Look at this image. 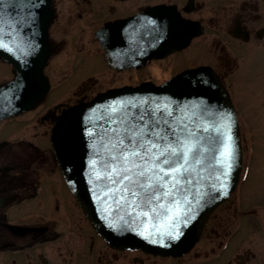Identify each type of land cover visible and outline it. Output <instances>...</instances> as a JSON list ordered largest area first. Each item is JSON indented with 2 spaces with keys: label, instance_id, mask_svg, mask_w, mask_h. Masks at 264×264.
Returning a JSON list of instances; mask_svg holds the SVG:
<instances>
[{
  "label": "flooded vegetation",
  "instance_id": "obj_1",
  "mask_svg": "<svg viewBox=\"0 0 264 264\" xmlns=\"http://www.w3.org/2000/svg\"><path fill=\"white\" fill-rule=\"evenodd\" d=\"M12 3L1 21L14 14V23L0 26V35L13 32L19 63L47 57L41 72L22 74L0 50V90L15 82L13 97L0 104L39 95L11 114L0 107V264H193L185 257L200 254L194 249L204 235L210 238L205 255L218 259L206 264H264V93L246 106L237 95L245 72L254 79L249 84H264V0ZM196 68L215 73L233 101L243 152L238 185L188 253L116 247L94 227L66 180L52 143L56 119L106 90L160 87ZM22 77L29 84H21Z\"/></svg>",
  "mask_w": 264,
  "mask_h": 264
},
{
  "label": "water",
  "instance_id": "obj_2",
  "mask_svg": "<svg viewBox=\"0 0 264 264\" xmlns=\"http://www.w3.org/2000/svg\"><path fill=\"white\" fill-rule=\"evenodd\" d=\"M10 17V21L4 22L0 18V25L12 26L14 14ZM41 25L37 21L38 30ZM4 33L0 35V44L4 45L0 47L4 50L2 55L19 67L22 74L34 68L41 72L45 57L38 54L26 65L19 63L21 58L13 53V32L5 30ZM25 57L31 59L29 55ZM23 80L24 77L21 84H29V80ZM14 86L12 82L3 87L0 99L13 97ZM38 98L39 95H30L22 103L8 99L0 107L11 114L31 107ZM158 106L172 112L177 122L189 123L194 130L198 124L207 126L208 123L220 129L219 133H213L219 136V142H214L210 152H204L201 163L191 165L193 182L184 196L174 193L159 201L171 209L166 213L153 212L155 204L127 206L119 197L113 199L98 154V132L102 126L115 128L120 116ZM51 136L66 180L96 229L116 247L141 248L154 254L180 256L189 252L211 213L236 188L242 169V142L232 99L216 74L203 68L179 73L160 87L109 89L91 101L69 106L57 117ZM225 144L230 146L231 156L223 155Z\"/></svg>",
  "mask_w": 264,
  "mask_h": 264
},
{
  "label": "snow or ice",
  "instance_id": "obj_3",
  "mask_svg": "<svg viewBox=\"0 0 264 264\" xmlns=\"http://www.w3.org/2000/svg\"><path fill=\"white\" fill-rule=\"evenodd\" d=\"M16 2L27 3V0ZM11 3L12 0L8 4L0 0V18ZM118 119L117 127L102 126L98 132V154L113 199L119 197L127 206L155 204L153 212L170 211L159 201L174 193L184 196L193 182L191 165L201 163L204 152H210L214 142H219V136L213 133H219L220 129L208 123L207 126L198 124L194 130L189 123L177 122L172 112L159 106L126 113ZM224 147L223 155L231 156L230 146ZM179 206L177 201L175 207Z\"/></svg>",
  "mask_w": 264,
  "mask_h": 264
},
{
  "label": "rangeland",
  "instance_id": "obj_4",
  "mask_svg": "<svg viewBox=\"0 0 264 264\" xmlns=\"http://www.w3.org/2000/svg\"><path fill=\"white\" fill-rule=\"evenodd\" d=\"M246 78H248L250 81L248 79H246ZM253 80L254 79L251 77L250 71L244 73V82H243V85L240 86V91L237 94L239 96L240 100L243 103L248 102L247 100L251 99L253 95L256 96V95L260 94L261 92L264 93V84H260L259 83V85H258V83H256V86H253V85L249 84ZM259 80L260 81H264V73H261V75L259 77ZM255 87H256V91H255ZM247 104L248 103H246L245 106ZM254 124L257 126V123H254ZM240 135H241V133H240ZM259 141H260V139H259ZM257 144H259V142H257ZM207 236L208 235H204L203 238L201 239V241L199 242V244H197L195 249H194V251H199L200 254L197 255V256H194V257H193V254L187 255L185 257V259H186L185 261L186 262L191 260V258H192V261H190V262H193V264H206V262H210V261H214V260L217 261L218 260V259H216L215 256H213V254L210 253V255L208 257H211L212 259H209V258H207V256L204 253V252H206V250L209 252V245H207V244L209 243L210 238L207 237ZM214 239L217 242V241L220 240V237L216 236V238H214Z\"/></svg>",
  "mask_w": 264,
  "mask_h": 264
}]
</instances>
